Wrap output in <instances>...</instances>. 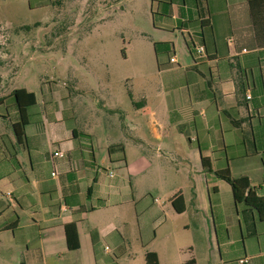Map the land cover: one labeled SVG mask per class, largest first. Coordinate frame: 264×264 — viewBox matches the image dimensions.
<instances>
[{"label": "crops", "instance_id": "1", "mask_svg": "<svg viewBox=\"0 0 264 264\" xmlns=\"http://www.w3.org/2000/svg\"><path fill=\"white\" fill-rule=\"evenodd\" d=\"M158 9L156 74L141 77L129 105L109 80L7 93L24 88L35 102L23 124L9 98L16 139L0 143V264H147V252L156 264H264V221L215 174L247 176L264 196V0ZM156 42L168 48L155 54ZM97 90L111 109L92 118L73 106V92Z\"/></svg>", "mask_w": 264, "mask_h": 264}, {"label": "rangeland", "instance_id": "2", "mask_svg": "<svg viewBox=\"0 0 264 264\" xmlns=\"http://www.w3.org/2000/svg\"><path fill=\"white\" fill-rule=\"evenodd\" d=\"M151 4L152 0H0V100L15 86L37 91L42 84L57 82L80 91L109 80L114 93L122 94V106L129 105L128 93L136 92L141 77L156 74L152 42L157 31ZM153 10H159L156 2ZM105 94L73 92V106L97 118L96 113L111 109ZM5 109L9 115L0 116V143L16 139L9 99L0 112Z\"/></svg>", "mask_w": 264, "mask_h": 264}, {"label": "trees", "instance_id": "3", "mask_svg": "<svg viewBox=\"0 0 264 264\" xmlns=\"http://www.w3.org/2000/svg\"><path fill=\"white\" fill-rule=\"evenodd\" d=\"M248 1H249V4L250 3L252 4L254 0H248ZM152 2H153V5H154V2H156L159 5L160 0H152ZM156 13H157L156 11L151 9L152 18L155 17ZM162 46H167L168 48V43L156 42L153 44V49H154L155 54L160 52ZM195 47L196 46H194V48L192 49V52L194 51V53L197 54ZM204 54H205V48H204ZM169 61H170V58H169ZM9 98H13L18 108V114L20 116L19 118L24 124L25 123L24 122L25 107L35 102L34 93L27 92L24 88H17V89L12 90L9 96L5 99H9ZM215 174L217 175L218 178L226 181L230 185L235 205L238 206L239 204H242L246 207L254 209L257 212L259 218L262 221H264V196H260L256 194L255 191L252 190L247 176L233 177L231 176L228 168L217 171L215 172ZM176 200H179V202H181V205H176V202H175ZM172 202L174 203V206L177 212L183 211L184 205L182 203V197L180 195L175 197V199ZM65 230H66L67 247L69 249L77 248L79 243H78V238H77L75 227L73 225H66ZM146 261H147V264H156V261H157L156 255L154 253L147 252Z\"/></svg>", "mask_w": 264, "mask_h": 264}, {"label": "built area", "instance_id": "4", "mask_svg": "<svg viewBox=\"0 0 264 264\" xmlns=\"http://www.w3.org/2000/svg\"><path fill=\"white\" fill-rule=\"evenodd\" d=\"M196 49V53L200 56V55H203L204 54V47L202 45H198L195 47ZM170 62H176V59H175V55H172L170 57ZM249 97V96H248ZM64 155V152L61 150V149H56L54 150L53 152V157L56 158V157H62ZM52 176H55L56 175V171L54 170L52 173H51ZM109 175L112 176L113 173L112 172H109ZM9 194V193H8ZM107 249V247H106ZM238 262L240 264H247L248 262V259L246 257H243V258H240L238 260Z\"/></svg>", "mask_w": 264, "mask_h": 264}]
</instances>
